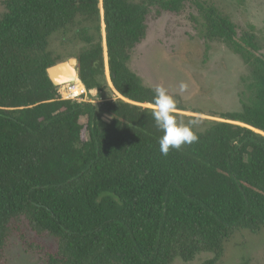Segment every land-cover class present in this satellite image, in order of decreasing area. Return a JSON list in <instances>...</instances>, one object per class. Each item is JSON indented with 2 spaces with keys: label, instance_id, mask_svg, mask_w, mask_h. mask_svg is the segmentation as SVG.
Segmentation results:
<instances>
[{
  "label": "trees",
  "instance_id": "obj_1",
  "mask_svg": "<svg viewBox=\"0 0 264 264\" xmlns=\"http://www.w3.org/2000/svg\"><path fill=\"white\" fill-rule=\"evenodd\" d=\"M189 2L203 37L228 45L250 78L239 113L202 121L193 129L197 142L165 156L151 116L154 89L128 65L149 10L177 13ZM99 5L3 1L0 264L13 235L25 244L22 228L54 240L42 264H172L201 253L213 255L202 264H217L235 231H264V54L251 35L237 38L234 23L200 0H102L109 80L120 96L111 100ZM54 34L83 46L54 56ZM72 57L78 79L100 103L59 99L61 86L47 68ZM177 110L186 111L179 104Z\"/></svg>",
  "mask_w": 264,
  "mask_h": 264
},
{
  "label": "rangeland",
  "instance_id": "obj_2",
  "mask_svg": "<svg viewBox=\"0 0 264 264\" xmlns=\"http://www.w3.org/2000/svg\"><path fill=\"white\" fill-rule=\"evenodd\" d=\"M0 0V18L4 12ZM100 2V29L104 58L107 51ZM140 1V0H135ZM227 16L236 26L237 38H254L264 54V0H200ZM145 35L135 46L129 62L130 70L142 84L154 89L162 85L186 111H178L188 118H197L194 128L202 121H223L221 116L241 111L240 94L246 90L250 72L242 59L226 44L209 41L202 35L200 14L191 2L177 13L153 7L146 18ZM69 35L54 34L49 38V51L58 57L75 55L83 46L71 41ZM111 100L120 98L113 90ZM181 83L187 85L181 92ZM88 98L97 104L99 98ZM103 119L108 121L110 119ZM108 115V114H107ZM240 124L239 122H233ZM22 228L24 242L13 235L5 251V264H42L44 253L54 248V240L38 237ZM31 244V246H30ZM223 255L217 264H264V231L256 234L235 231L224 243ZM212 254L201 253L191 262L176 259L172 264H202Z\"/></svg>",
  "mask_w": 264,
  "mask_h": 264
},
{
  "label": "clouds",
  "instance_id": "obj_3",
  "mask_svg": "<svg viewBox=\"0 0 264 264\" xmlns=\"http://www.w3.org/2000/svg\"><path fill=\"white\" fill-rule=\"evenodd\" d=\"M187 85L181 83L180 90L183 92ZM178 101L168 93L162 85L154 88L152 100L153 110L151 112L154 125L161 133L158 138L159 151L167 156L170 151H179L187 145L198 141L194 132L196 121L187 122L176 116Z\"/></svg>",
  "mask_w": 264,
  "mask_h": 264
},
{
  "label": "water",
  "instance_id": "obj_4",
  "mask_svg": "<svg viewBox=\"0 0 264 264\" xmlns=\"http://www.w3.org/2000/svg\"><path fill=\"white\" fill-rule=\"evenodd\" d=\"M77 64L76 58H68L47 68V75L55 86L71 83L78 78Z\"/></svg>",
  "mask_w": 264,
  "mask_h": 264
},
{
  "label": "built area",
  "instance_id": "obj_5",
  "mask_svg": "<svg viewBox=\"0 0 264 264\" xmlns=\"http://www.w3.org/2000/svg\"><path fill=\"white\" fill-rule=\"evenodd\" d=\"M102 4V1H101ZM108 62L105 55L104 58V69H105V76L106 79L109 80V70H108ZM61 88L59 90V99L66 100V101H73V102H92L88 98V92L85 86L80 82L78 78H76L73 82L60 85Z\"/></svg>",
  "mask_w": 264,
  "mask_h": 264
},
{
  "label": "crops",
  "instance_id": "obj_6",
  "mask_svg": "<svg viewBox=\"0 0 264 264\" xmlns=\"http://www.w3.org/2000/svg\"><path fill=\"white\" fill-rule=\"evenodd\" d=\"M111 118V117H110Z\"/></svg>",
  "mask_w": 264,
  "mask_h": 264
}]
</instances>
